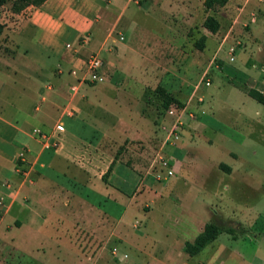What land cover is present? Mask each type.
<instances>
[{
	"label": "rangeland",
	"instance_id": "374dc122",
	"mask_svg": "<svg viewBox=\"0 0 264 264\" xmlns=\"http://www.w3.org/2000/svg\"><path fill=\"white\" fill-rule=\"evenodd\" d=\"M96 1L95 10L81 0L46 10L42 6H30L21 12L13 9L14 0L0 6V98L9 102L4 118L14 124L21 123L23 113L29 116L35 104L42 105L33 82L37 80L42 87L47 83L56 87V74L68 71L77 80L72 79L74 84L66 85L64 92L74 101L90 99L98 104L97 114L106 119L100 124L97 121L98 129L104 130L113 124L110 132L116 138L119 132H124L126 124L143 123L148 136L129 137L113 153L112 164L109 147L97 153L88 145L84 149L85 139L71 135L70 122L65 119L66 131H59L56 138L62 143L65 138L68 148L78 143L83 150L65 157L69 160L58 163L50 177L64 185L76 183V193L84 197L90 194L97 206L113 211L116 219L111 223L112 233L100 239L85 230L70 234L72 230L67 222L57 227L36 224L38 230L23 232L18 239L23 240L22 248L27 253L14 251L10 263L220 264L223 261L224 264H248L242 259L252 262L257 254L263 259L259 263L264 264V130L240 117V110L235 106L240 100L233 87V83L251 86L252 82L247 71L231 67L237 61H231L228 53L225 55L228 66L221 68L223 59L215 53L220 45L219 36L203 26L210 14L220 19L223 9L207 10L204 0H114L113 5L112 0ZM62 15L68 23L79 21L83 16L87 23L99 26L84 31L79 28L81 25L70 23L66 30L50 32L51 37L57 36L54 42H59V50L50 52L46 35L38 24L45 20L53 22ZM132 21L137 22L134 29L130 27ZM241 26L247 30L245 23ZM206 32L210 35L201 50L196 42ZM93 53L104 58L101 79L96 82L88 80L87 62ZM159 85L172 89L173 95L182 102H191L184 119L179 117L183 108L176 105L167 110L163 108L155 91ZM193 89L197 94L188 97ZM115 98L120 104L114 103ZM251 100L255 105L250 106L251 118L264 120V104ZM203 104L207 116L203 115L201 120L199 113ZM170 109L174 114L169 113ZM139 112L144 115V121ZM209 120L217 127L204 130L195 125ZM2 129L5 126L0 123ZM38 130L35 128L33 134L40 138ZM177 145L185 147L183 153ZM121 159L125 166L113 174L111 190L137 195L122 223L117 220L123 211L121 203L109 199L108 194L104 195L106 190L98 185L94 188L88 185L85 175L73 165V162L84 165L90 174L105 170L104 177L108 180L115 163ZM1 162L5 159L0 157ZM16 163L20 175L29 171L26 156L19 154ZM217 163L231 165L239 171L230 175L219 169ZM171 169L174 174L169 173ZM177 177L190 178L191 190L181 181L176 191L178 196L170 198L168 185ZM206 183L211 185L208 191ZM175 197L180 200L173 201ZM204 199L211 205L205 207ZM217 204L227 207L229 212L232 206L243 210L241 217L248 221L237 224L231 219L233 214L227 217ZM73 211L78 214V221L92 222L97 228V209L90 211L84 201L76 200ZM50 217L55 222L56 216ZM216 221L224 228L234 227L235 235L240 238L224 233L214 247H206L192 257L188 255L184 248L186 241L193 242L201 227ZM159 223L163 228L158 233ZM154 233L160 234L157 243L153 241ZM70 237H74L75 247L70 245ZM256 242L260 244L258 252ZM217 244L220 252L215 251Z\"/></svg>",
	"mask_w": 264,
	"mask_h": 264
},
{
	"label": "crops",
	"instance_id": "0c3cea01",
	"mask_svg": "<svg viewBox=\"0 0 264 264\" xmlns=\"http://www.w3.org/2000/svg\"><path fill=\"white\" fill-rule=\"evenodd\" d=\"M70 1L71 0H47L41 6L45 10L54 9L68 4ZM81 1L83 4L88 5V8H92L94 10L96 9V0ZM100 1L105 2V0ZM112 2L113 5L114 0H112ZM221 9L223 10L220 12V14L224 18V21L222 17H219V21L221 22L220 30L217 33H212L209 31L211 34L219 36L218 39H220V45L215 53L220 55V57L223 59L221 62L222 69H225L228 66L225 57L226 53H228L231 61H237V64H231V67H233L235 70L247 71L248 74L246 75L251 79V86L242 83H233L236 96H238L240 100V103L235 106H237L240 110L239 115L243 120L251 122V126L258 124V126L264 130V120L256 121L255 119L251 118L252 116L249 110L250 106H255L251 100L254 98H252L247 93V89L257 87L264 92V0H230L229 3ZM79 18V21L74 23L81 25L79 28L84 29V31L89 30L91 26H99L95 23H87L83 16ZM70 23L74 24L72 22L68 23L65 21L63 16L58 17V20L53 22L50 20H45L38 24L40 31H44L46 35L45 39L46 43L48 44V51L56 52V50H59V42H54L57 36L51 37L50 32H60L61 29L66 30ZM242 23L247 25L246 31L242 28ZM136 25L137 22L132 21L130 27L134 29ZM107 31L104 32L102 39H105ZM87 32L88 31H86V33ZM206 35L209 36L210 34L206 32ZM126 46L130 47L129 45ZM169 50L170 49H168V52ZM259 63H262V65H260L261 67L259 66ZM65 64L63 67H65ZM56 75V79L58 81V85H56V87H53V85H48L49 83L42 87V84L37 80L36 82H33L34 90L39 96H41L42 105L35 104L34 111L29 116L28 114L23 113L20 119L21 123L18 121L17 124H14L4 118L3 114L7 113L9 102L7 103L5 100L0 98V123H3L5 126V129L0 130V143L2 144L0 147V157L5 159L4 163H0V196H3L6 202V209L0 215V264H11L9 260L12 258V253L14 251L19 250L24 254L27 253L26 250H23L22 248L23 240L20 241V244L18 239L19 236L23 235V232L26 233L28 231L33 232L38 230L36 224H39L41 227H57L58 225H63L67 222L72 230L70 234L72 233L75 235L79 230H85L92 234L95 238L100 239L110 237L112 233L111 223L113 219H116V216L114 215L115 213L113 211L108 210L105 207L103 209L97 206V204L92 201L90 194H87L84 197L81 194L76 193L74 187L76 186V183L71 182L70 184L68 183L67 185H64L63 183H60L57 178L50 177V174L55 172L60 165L58 163L69 160L65 157L72 156L71 154H73L74 151H76L78 154L82 153L81 150H83V148L80 147L78 143L75 145L73 144V146L71 145L70 148H68V146H66L65 138L62 139V141L64 140L63 143L58 138H56V135L60 134L59 131H66L65 119H68L70 122L69 133L73 136L85 139L87 144L84 145V149H86L85 147L88 145V147H92L93 152L97 153L99 150H104V148L109 147L110 163L112 164L114 160L113 153L117 152V149L120 147V145H122L129 137L131 139H139L148 136V133L143 130V123H141V125L138 124L134 126L126 124V127L123 130L124 132H119L116 138H113L111 135L112 133L110 132L111 128L114 129V127H112L114 126L113 124H110L109 128H103L104 130L98 129V126L96 125L97 121L100 124L101 120H106L104 115L97 114L96 105L98 104L91 101L90 99L87 101H74V98L69 99L64 92L66 85L69 86L74 84L72 83V79L77 80L75 74L69 73L68 71H61L59 75L58 73ZM167 90L174 94L173 91H171L172 89ZM194 94H197V90L193 89L190 95L188 94V97ZM187 102H185L186 104L184 103L185 107L179 113V117L183 119L185 117V111L188 110L189 106L191 105V102ZM114 103L120 104V100L115 98ZM203 106L204 104L200 107L202 108V111L199 113L201 120L204 118L203 115L207 116V111L205 112ZM229 106H231V104H229ZM18 112H21V110L19 109ZM76 113L78 114L75 115ZM80 114H82L83 117H80ZM139 116L142 121L145 120L144 115L141 112H139ZM129 121L132 122V117L131 120L129 119ZM213 121L209 120V122L206 124L197 122L195 125L203 127L204 130L207 128L212 129L213 127H217V125L215 126L216 123ZM93 123L96 126L92 125ZM102 126L103 125L101 122L100 127ZM41 127L45 128L46 131L42 130ZM35 128L45 132L50 137L51 141H58L59 147L55 149L45 148L43 141L33 134ZM10 131H12L11 134L9 133ZM61 138L63 137L61 136ZM209 141L214 142L213 139H209ZM245 142L246 141H244V143ZM177 146L179 147L180 152L183 153L185 147H180L179 145ZM5 147L7 149H5ZM22 152H25V155L29 161L27 168L30 167L29 171L26 172L25 175L22 174L23 176L16 171L17 156ZM86 153L89 154V157H91L90 152ZM121 161L122 159L115 163L114 169L110 173L108 180H106L104 177L105 170L100 169L99 172L96 171L90 174L84 165H77L74 162L73 165L76 166L81 171V173H83V175H85V182H87L88 185L91 184L93 188L98 185L101 190H106L104 195L108 194L109 199L114 200L115 202L119 201L121 203L123 206V211L119 213L117 220L122 223L127 219L132 201H134L137 195H135L136 192L128 195L119 189L113 192L111 190V186L113 184L111 179L113 174L116 175L120 169L125 166ZM181 163H183V159ZM222 164L225 163H217L215 165L219 169L221 168V170H226V172L230 175L239 171V168L237 169L226 164L230 168V170H227L221 166ZM190 180V178L178 177L171 179L168 185L170 187L168 197L171 198L173 195L178 196L176 191L181 181L187 190H191ZM207 186L208 189L206 191L211 188V185L209 186V184H207ZM160 196L162 197V195ZM176 198L177 197H175L173 201L176 202ZM76 200L84 201V204L89 207L90 211H93V209L98 210L99 214H97L96 220L97 228L92 226V222H87L85 220H82V222L78 221L79 216L78 214L75 215V211H73V204ZM178 200L180 199L177 198V201ZM209 204L211 205V203L206 202L204 199V206L206 207ZM217 205L219 206V204ZM219 207L223 209L221 211L225 212L227 217L231 218L233 214L234 217L231 219H235L234 221H237V224H241L243 222L246 223L248 221L247 219H243V217H241L243 210L239 208L235 209V206H232L230 212L229 209L227 210V207L225 208L223 205ZM214 211L218 212V210ZM52 215L56 216L55 222L50 217ZM83 215L86 217L85 214ZM206 224L204 227L200 228V233L204 230ZM157 228L159 233L161 228H163L162 224H157ZM233 229L234 234H232V237L234 239L240 238L235 235L236 231L234 227ZM158 233H154L155 237H153V241L156 243L160 240V234ZM224 233L229 232H222L216 240L209 243L206 247H214V243H218L220 236H222ZM245 235L248 234L246 233ZM168 236L169 233H167L166 237ZM70 238V245L75 247L74 237ZM217 245L218 246L215 248V251L220 252V244ZM255 245H257L256 252H258L260 244L258 245L256 242ZM242 260V262H247L248 264H260L259 262L263 261V259H261L257 254L254 255L252 262H249L246 259ZM220 264H224L223 261H221Z\"/></svg>",
	"mask_w": 264,
	"mask_h": 264
},
{
	"label": "trees",
	"instance_id": "16d2710c",
	"mask_svg": "<svg viewBox=\"0 0 264 264\" xmlns=\"http://www.w3.org/2000/svg\"><path fill=\"white\" fill-rule=\"evenodd\" d=\"M9 0H0V6L7 3ZM47 0H14L13 9L16 12H21L29 6H41ZM230 0H205L204 6L207 10L219 11L221 8L225 7ZM203 26L212 33H217L221 28V22L219 19L210 14L204 20ZM208 36L203 34L201 38L196 42V46L203 50L206 46ZM161 101L163 108L165 110L169 109L172 105H176L178 108H184L185 104L170 93L164 86L159 85L155 90ZM247 93L257 100L258 102L264 104V92L257 88L247 89ZM223 168L230 170L229 166L226 164L221 165ZM229 232L234 234V229L232 227L224 228L219 222H209L206 224L204 230L195 238L193 242L188 241L185 244V251L190 256H195L209 243L216 240L222 232Z\"/></svg>",
	"mask_w": 264,
	"mask_h": 264
},
{
	"label": "built area",
	"instance_id": "2783aa9c",
	"mask_svg": "<svg viewBox=\"0 0 264 264\" xmlns=\"http://www.w3.org/2000/svg\"><path fill=\"white\" fill-rule=\"evenodd\" d=\"M87 65H88L87 68H88V75H89L88 80H90L91 82H96L100 80L101 79L100 73L104 67V58L101 55L94 53L90 56L87 62ZM207 84H210V83L208 82ZM169 113L174 114V110L170 109ZM37 133L39 137L41 138V140L43 141V145L45 148L58 147L59 142L51 141L50 137L45 132H43L42 130H38ZM20 155L22 157L26 156L25 152H22ZM169 173H174V170L171 169ZM5 206H6L5 198L3 196H0V215L2 211L4 210Z\"/></svg>",
	"mask_w": 264,
	"mask_h": 264
}]
</instances>
